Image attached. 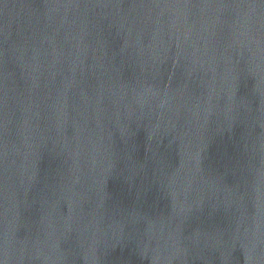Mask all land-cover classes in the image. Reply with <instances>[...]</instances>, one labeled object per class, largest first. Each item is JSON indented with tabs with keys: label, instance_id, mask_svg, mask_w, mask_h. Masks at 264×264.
I'll list each match as a JSON object with an SVG mask.
<instances>
[{
	"label": "water",
	"instance_id": "95a60500",
	"mask_svg": "<svg viewBox=\"0 0 264 264\" xmlns=\"http://www.w3.org/2000/svg\"><path fill=\"white\" fill-rule=\"evenodd\" d=\"M0 264H264V0H0Z\"/></svg>",
	"mask_w": 264,
	"mask_h": 264
}]
</instances>
